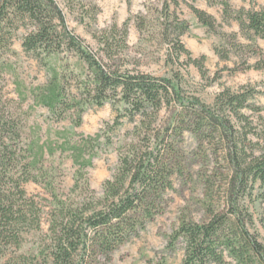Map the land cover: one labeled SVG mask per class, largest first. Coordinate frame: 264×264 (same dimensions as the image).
Segmentation results:
<instances>
[{
    "label": "trees",
    "instance_id": "trees-1",
    "mask_svg": "<svg viewBox=\"0 0 264 264\" xmlns=\"http://www.w3.org/2000/svg\"><path fill=\"white\" fill-rule=\"evenodd\" d=\"M159 1L162 37L178 61L186 55L187 64H194L203 75H206V57H193L181 40L191 26L179 14L182 4L191 9L208 32L219 35L236 51L245 48L250 56L263 54L258 40L264 39V4L251 0L249 8H235L231 0H205L208 6L221 9L219 21L215 15L197 7L198 0ZM79 4L77 0H0V55L10 50L16 30L24 26L27 29L23 38L25 51L41 62L49 75L47 84L36 91L37 105L48 108L56 116L75 110L74 123L80 126L83 113L90 107H102L112 101L117 111L116 124L128 118L135 122L134 131L145 125L147 131L137 132L138 141L124 149L120 147L118 167L112 178L103 184L99 197L88 185L86 168L92 166L97 155L95 149L101 145V133L76 143H61L59 150L71 152L77 167L73 189L81 188L83 196L70 203L50 190L52 206L46 211L37 208L35 200L27 198L22 184L7 170L14 160L5 134L10 121L0 115V264H40L37 256H8L4 249L7 246L19 248L30 226L41 232L38 254L42 264H96L98 255L109 256L137 237L145 229L146 219L152 217L147 211L150 199L160 197L171 184L170 157L184 130H189L202 144L218 146L231 170V192L226 209L213 212L204 223L184 221L174 232L173 239L184 249V264H264V239L251 230L253 216L238 201L248 187L254 188L257 184L264 195V133L255 126L251 115L242 112L245 108L254 113L264 110L250 103L256 91L247 87L237 91L226 88L217 95L215 103L209 105L198 97L187 96L181 77H156L116 66L115 49L128 47L125 38L128 22L123 25L121 43L114 39L113 31L118 30L114 27L100 40L102 51L95 52L67 25V12L81 11L77 9ZM144 19L143 15L136 18L139 30L143 29ZM232 22L238 23L246 43L238 40L237 32L222 31ZM215 51L222 59L230 58V51L221 52L219 48ZM63 53L77 57L86 75L77 94L66 89L65 69L56 63ZM262 60L248 67L264 69ZM247 62L245 59L244 64ZM166 106L177 110L166 127H158L159 113ZM45 150L44 145L38 146L26 167H36L38 156L44 155ZM53 150L50 147L47 151L53 154ZM31 178L27 176L25 182ZM81 179L86 185L84 191ZM5 180L13 182L8 190H4ZM16 195L18 200L14 199ZM143 212L146 213L144 218L141 217ZM45 215L49 228L43 234L41 225Z\"/></svg>",
    "mask_w": 264,
    "mask_h": 264
},
{
    "label": "rangeland",
    "instance_id": "rangeland-1",
    "mask_svg": "<svg viewBox=\"0 0 264 264\" xmlns=\"http://www.w3.org/2000/svg\"><path fill=\"white\" fill-rule=\"evenodd\" d=\"M242 1L233 0L235 4ZM77 3H80L77 9L81 11L74 14L67 12V25L95 52L102 51L100 40L114 27L118 29L113 31L114 39L121 43L124 38L123 25L128 22V34L125 37L128 47L115 49L113 62L116 66L137 69L156 77H181L184 93L198 97L209 105H213L217 95L226 88L232 91L242 87L252 88L256 93L250 103L264 108V69L248 67L264 59V39L258 40L262 55L250 56L245 48L236 51L219 35L208 32L191 9L182 4L179 14L191 26L181 40L193 57H206V75H203L194 64H187L186 55H182L181 61H178L162 37L159 0H77ZM215 14L218 15L219 11L216 10ZM139 15L145 18L142 30L138 29L136 22ZM26 30L24 26L16 30L10 50L0 55V115L10 121L5 134L9 138V153L14 154V160L7 170L15 181L22 184L27 198L35 200L37 208L48 211L52 206L50 190L70 203L79 201L83 196L81 188L73 189L77 167L71 152L62 153L59 150L61 143H76L101 133V145L95 149L97 155L93 158L92 166L86 168L88 185L99 197L103 184L112 178L118 167L120 147L124 149L138 141L137 132L146 133L147 125L144 128L141 126L136 132L135 122L128 118H122L120 124H116L117 111L112 101L102 107H90L83 113L80 126L74 123L75 110L56 116L48 108L37 105L34 96L40 87L47 84L49 75L45 66L25 51L23 38ZM222 31L237 32L238 40L246 43L239 26L234 22L225 25ZM215 48L221 52L230 51V58L222 59ZM245 59L248 62L244 64ZM56 63L65 69L66 89L77 94L86 79L81 62L77 57L63 53ZM261 63L264 65L263 60ZM175 110L176 107H164L159 113L157 126L166 127L173 119ZM242 112L251 115L255 126L264 133V110L254 113L245 108ZM146 123H149L148 120ZM40 145H44L47 150L52 147L53 154L45 150L44 155L38 156L36 167H26ZM170 162L173 172L171 184L160 197L150 199L147 211L151 212L152 217L146 219L145 229L111 255H98L96 264H184V249L179 241L173 239L174 232L184 221L204 223L213 212L224 210L231 192V170L218 146L202 144L189 130H184L177 138L176 151L170 157ZM27 176L32 178L25 182ZM10 181H4V190L12 185ZM80 183L84 191V180L81 179ZM14 199L18 200V195ZM238 201L253 216L254 226L251 230L264 239L262 188L259 184L254 188L248 187ZM145 214L143 212L141 217L144 218ZM48 228V216L45 215L41 225L43 234ZM40 233L30 226L29 232L23 234L20 247L7 246L4 248L6 253L8 256H37V261L40 260L42 264V257L38 254Z\"/></svg>",
    "mask_w": 264,
    "mask_h": 264
},
{
    "label": "crops",
    "instance_id": "crops-1",
    "mask_svg": "<svg viewBox=\"0 0 264 264\" xmlns=\"http://www.w3.org/2000/svg\"><path fill=\"white\" fill-rule=\"evenodd\" d=\"M256 2H258L259 5L260 4H264V0H256ZM231 3H232V5L235 8H241V7L249 8L251 6V0H244L241 3H239V4H235L233 2V0H231ZM196 6L199 7V8H201V9L206 10L207 12H209V13H211L213 15H215L216 18L217 19L219 18L220 20L219 19L218 20L221 21V19H222V14H221L222 11H221V9L219 7H210V6H208V4H207V2L205 0H198V3H196ZM216 10L219 11V14L218 15L215 14ZM197 21H198V19H197ZM234 24L237 25V26H239L237 22H234Z\"/></svg>",
    "mask_w": 264,
    "mask_h": 264
}]
</instances>
